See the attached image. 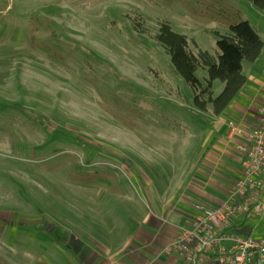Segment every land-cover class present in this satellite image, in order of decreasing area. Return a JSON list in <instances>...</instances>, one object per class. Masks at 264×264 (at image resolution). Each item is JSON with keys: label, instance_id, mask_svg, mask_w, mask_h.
Returning <instances> with one entry per match:
<instances>
[{"label": "rangeland", "instance_id": "rangeland-1", "mask_svg": "<svg viewBox=\"0 0 264 264\" xmlns=\"http://www.w3.org/2000/svg\"><path fill=\"white\" fill-rule=\"evenodd\" d=\"M241 19L264 28L248 0H0V213L21 233L43 221L70 227L77 215L98 222L101 209L131 225L148 207L143 172L152 190L171 182L182 192L215 115L196 108L153 35L167 21L194 52L217 56V33ZM247 227L264 236V216ZM40 231L33 253L62 237Z\"/></svg>", "mask_w": 264, "mask_h": 264}, {"label": "crops", "instance_id": "crops-1", "mask_svg": "<svg viewBox=\"0 0 264 264\" xmlns=\"http://www.w3.org/2000/svg\"><path fill=\"white\" fill-rule=\"evenodd\" d=\"M258 32L264 42V28ZM243 72L246 84L228 108L213 118V131L197 152L182 192L174 190L171 182L163 190H152L156 179L143 172L138 182L145 191L148 207L131 215L134 220L131 225L110 223L107 217H102L106 211L101 209L96 216L98 222H83L77 215L70 227L56 224L48 231L41 223H35L40 227L21 233L10 222V213L1 212L0 264H177V257L164 253V248L196 213L192 203L210 206L221 203L240 174L243 159L240 147L248 140L244 135L230 133L229 121L247 128L259 123V109L264 102V46L254 62H244ZM248 222L241 225L240 233L253 234ZM27 226L18 224L17 229ZM38 229L49 236L60 232L62 237L53 240L54 247L48 252L46 246L50 245L44 243L38 247L43 253H33L32 248L37 249L33 243L43 241L39 238L43 233H34ZM30 237H35V241L26 239Z\"/></svg>", "mask_w": 264, "mask_h": 264}, {"label": "built area", "instance_id": "built-area-1", "mask_svg": "<svg viewBox=\"0 0 264 264\" xmlns=\"http://www.w3.org/2000/svg\"><path fill=\"white\" fill-rule=\"evenodd\" d=\"M259 111L254 127L229 121L230 133L248 140L240 147V174L221 203H192L196 213L164 248L177 264H264V236L239 232L245 222L264 216V102Z\"/></svg>", "mask_w": 264, "mask_h": 264}, {"label": "trees", "instance_id": "trees-1", "mask_svg": "<svg viewBox=\"0 0 264 264\" xmlns=\"http://www.w3.org/2000/svg\"><path fill=\"white\" fill-rule=\"evenodd\" d=\"M248 1L264 11V0ZM147 20L145 15L136 13L133 20L134 30L146 34ZM153 37L169 54L174 71L191 86L196 108L200 111L212 110L215 116L221 115L228 108L246 84L244 62H254L264 46L257 28L246 19L230 24L226 33H217V56L201 48L194 52L191 42L196 48L197 43L185 34L175 31L167 21L158 23ZM199 68L207 72L204 80L196 74ZM215 80H220L223 84L217 95L213 92ZM49 223L43 221L41 224L51 231L54 225H48Z\"/></svg>", "mask_w": 264, "mask_h": 264}]
</instances>
